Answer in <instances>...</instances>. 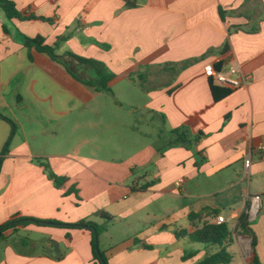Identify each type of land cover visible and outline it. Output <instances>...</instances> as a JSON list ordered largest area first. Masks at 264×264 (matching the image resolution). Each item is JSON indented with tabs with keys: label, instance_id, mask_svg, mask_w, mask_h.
I'll use <instances>...</instances> for the list:
<instances>
[{
	"label": "crops",
	"instance_id": "0c3cea01",
	"mask_svg": "<svg viewBox=\"0 0 264 264\" xmlns=\"http://www.w3.org/2000/svg\"><path fill=\"white\" fill-rule=\"evenodd\" d=\"M12 1L51 21L9 19L0 7V225L108 223L99 247L109 264H196L220 247L190 234L223 215L230 264H252L254 240L264 264V0ZM37 36L83 79L94 71L68 52L105 63L111 90L25 45ZM208 64L251 81L215 101ZM181 126L191 137L172 146ZM40 161L68 182L57 186ZM255 195L247 233L240 219ZM6 234L0 264H99L89 230L30 224Z\"/></svg>",
	"mask_w": 264,
	"mask_h": 264
},
{
	"label": "trees",
	"instance_id": "16d2710c",
	"mask_svg": "<svg viewBox=\"0 0 264 264\" xmlns=\"http://www.w3.org/2000/svg\"><path fill=\"white\" fill-rule=\"evenodd\" d=\"M135 2L128 0L127 1V7H133L135 6ZM0 7L6 14V16L9 19H20V20H42V21H51L48 18L45 17H39L34 14H23L20 12L14 1L12 0H0ZM221 15L223 18L224 13L221 10ZM7 29V27H5ZM25 45L29 48L35 47L40 52H45L49 54L53 59L56 61H59L67 66L69 71L78 79L84 81L85 83L92 85L96 87L99 91H110V82L115 78V74L106 66L105 63L95 60V59H89L77 56L73 53L68 52L66 56H70L74 59H76L80 64L86 67H90L94 71V76L92 79L87 80L80 77L78 74L72 70L70 65L67 63V61L64 59L65 56H60L55 52V49L53 46H50L45 43V38L42 36H37L35 38L27 37L25 40ZM228 42L225 45L224 50H228ZM220 68V66H219ZM217 68V69H219ZM212 93L214 96L215 101H220L221 99L227 97L232 90L228 88H223L220 86H216L213 84L212 80L209 79ZM8 119V118H6ZM9 120V119H8ZM189 128L187 126H181L175 130L172 131L173 135L175 136L174 142L171 144L173 145H183L186 140H188L191 136L188 132ZM202 134L199 136H195L192 138L191 143H189V147L193 146L194 143L199 141ZM10 142H8L5 145L4 148V154H6L9 150ZM201 158V157H200ZM202 159V158H201ZM42 162L41 165L45 168V172L47 176L55 182L57 186H63L65 183L68 182L67 177L58 176L55 174V172L52 170L50 164L46 161H40ZM208 210H205L201 213H192L189 215V219L191 222H195V220L202 218V216L207 213ZM214 214L219 213L217 210L213 211ZM98 215H101L102 217L106 218L109 222L112 221L113 217H111L109 214H106L105 212H98ZM107 221V222H108ZM249 223L250 219L248 214L246 213L243 215L240 219V224L245 232H250L249 229ZM30 224H35L39 226H55V227H63V228H70V229H85L89 230L93 233V241H92V247H93V255L97 263L99 264H109L106 255L99 247V237L102 233H104L107 230L108 223L99 225L94 221L91 220H81L76 223H64L56 220H44L39 218H33V217H23V216H17L8 222L0 225V239H7V232L12 231L13 233H17L20 230V227H27ZM190 238L194 242L209 244V245H218L220 247V250L216 253L209 254L206 257H204L202 260L198 261L196 264H230L233 261V255L228 250L229 244L232 239V232L229 227L228 223L217 225L215 223L206 222L203 224L202 228L197 229L194 233L190 234ZM97 239V240H96ZM253 258L252 262L254 264H260V259L258 257V254L256 252V241L254 240L253 243ZM98 246V247H97ZM191 253L187 252V258L188 255Z\"/></svg>",
	"mask_w": 264,
	"mask_h": 264
},
{
	"label": "built area",
	"instance_id": "2783aa9c",
	"mask_svg": "<svg viewBox=\"0 0 264 264\" xmlns=\"http://www.w3.org/2000/svg\"><path fill=\"white\" fill-rule=\"evenodd\" d=\"M205 70L213 84L223 88H228L232 91L248 85L251 81V76L245 75L236 66H231L229 69L221 70L217 69L213 64H208ZM260 149L264 150V146H261ZM251 163V157L245 159V167L247 170L250 169ZM260 200L261 195H255L252 197L251 206L247 211L249 219L256 217L257 213L259 212ZM213 223L221 225L228 223V220L223 215H217L214 217Z\"/></svg>",
	"mask_w": 264,
	"mask_h": 264
},
{
	"label": "rangeland",
	"instance_id": "374dc122",
	"mask_svg": "<svg viewBox=\"0 0 264 264\" xmlns=\"http://www.w3.org/2000/svg\"><path fill=\"white\" fill-rule=\"evenodd\" d=\"M149 130H151V128L149 129ZM22 235H23V239H28V238H31V239H40V238H42V236H40V235H38V234H36V233H34V234H29L28 232H26V231H22V232H20ZM257 246H259V244L258 245H256V247ZM258 253H259V251H258ZM253 254V253H252ZM251 254V255H252ZM252 264H254V263H252Z\"/></svg>",
	"mask_w": 264,
	"mask_h": 264
},
{
	"label": "water",
	"instance_id": "95a60500",
	"mask_svg": "<svg viewBox=\"0 0 264 264\" xmlns=\"http://www.w3.org/2000/svg\"><path fill=\"white\" fill-rule=\"evenodd\" d=\"M188 142H186V144H187ZM97 240V239H96ZM98 247V246H97Z\"/></svg>",
	"mask_w": 264,
	"mask_h": 264
}]
</instances>
